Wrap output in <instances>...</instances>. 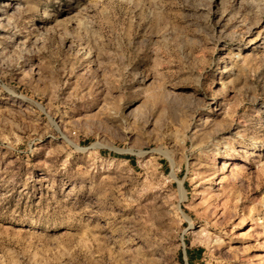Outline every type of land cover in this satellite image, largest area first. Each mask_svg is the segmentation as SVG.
<instances>
[{
    "label": "rangeland",
    "instance_id": "1",
    "mask_svg": "<svg viewBox=\"0 0 264 264\" xmlns=\"http://www.w3.org/2000/svg\"><path fill=\"white\" fill-rule=\"evenodd\" d=\"M0 264H264V0H0Z\"/></svg>",
    "mask_w": 264,
    "mask_h": 264
},
{
    "label": "bare ground",
    "instance_id": "2",
    "mask_svg": "<svg viewBox=\"0 0 264 264\" xmlns=\"http://www.w3.org/2000/svg\"><path fill=\"white\" fill-rule=\"evenodd\" d=\"M178 191L180 193V197H181V200H184L186 195H185V191H184V188L182 187V185L179 184V188H178ZM185 216V215H184ZM186 217V216H185Z\"/></svg>",
    "mask_w": 264,
    "mask_h": 264
}]
</instances>
